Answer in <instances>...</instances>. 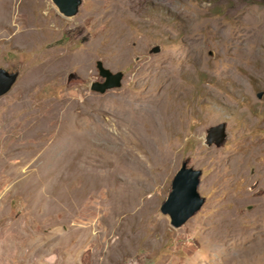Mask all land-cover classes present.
<instances>
[{
  "label": "rangeland",
  "instance_id": "1",
  "mask_svg": "<svg viewBox=\"0 0 264 264\" xmlns=\"http://www.w3.org/2000/svg\"><path fill=\"white\" fill-rule=\"evenodd\" d=\"M98 58L121 86L90 89ZM18 64L0 95V264H264V0L0 3V65ZM184 159L205 199L173 226L159 205Z\"/></svg>",
  "mask_w": 264,
  "mask_h": 264
},
{
  "label": "water",
  "instance_id": "2",
  "mask_svg": "<svg viewBox=\"0 0 264 264\" xmlns=\"http://www.w3.org/2000/svg\"><path fill=\"white\" fill-rule=\"evenodd\" d=\"M58 10L64 15H73L77 12L81 0H52ZM159 50V45L151 47V52ZM97 74L90 81L89 87L94 91L104 92L112 87L121 86L124 75L123 69L112 70L104 65L101 59H96ZM21 72L20 64L15 68L8 69L0 65V95L7 92L17 80ZM100 77V78H97ZM79 78L77 71H69L67 81ZM263 91L257 92L261 97ZM206 143L221 145L225 139V122L209 125L205 129ZM201 168L188 165V159L182 160L175 170L170 187L165 199L159 205V211L169 217L173 226H180L190 216L194 215L204 202V196L200 194L198 185L200 182Z\"/></svg>",
  "mask_w": 264,
  "mask_h": 264
},
{
  "label": "bare ground",
  "instance_id": "3",
  "mask_svg": "<svg viewBox=\"0 0 264 264\" xmlns=\"http://www.w3.org/2000/svg\"><path fill=\"white\" fill-rule=\"evenodd\" d=\"M12 1V0H11ZM11 1H7V0H0V3L1 4H7V3H11ZM102 1V0H101ZM100 3V2H99ZM109 5H110V3H109ZM112 5V4H111ZM113 6V9L115 8H117L116 6H114V5H112ZM110 8V7H109ZM108 8V9H109ZM103 11H104V13H107L108 11L106 10V7H102L101 8ZM222 115V114H221ZM251 151H252V153H261V152H264V140H252L251 141ZM255 187V186H254ZM254 187H251V188H254ZM256 188V187H255Z\"/></svg>",
  "mask_w": 264,
  "mask_h": 264
}]
</instances>
